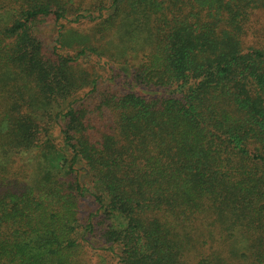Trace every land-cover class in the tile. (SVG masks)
<instances>
[{
    "label": "trees",
    "instance_id": "obj_1",
    "mask_svg": "<svg viewBox=\"0 0 264 264\" xmlns=\"http://www.w3.org/2000/svg\"><path fill=\"white\" fill-rule=\"evenodd\" d=\"M261 11L0 0V264H264Z\"/></svg>",
    "mask_w": 264,
    "mask_h": 264
},
{
    "label": "rangeland",
    "instance_id": "obj_2",
    "mask_svg": "<svg viewBox=\"0 0 264 264\" xmlns=\"http://www.w3.org/2000/svg\"><path fill=\"white\" fill-rule=\"evenodd\" d=\"M107 6V5H106ZM105 11V10H104ZM262 13H264L263 11H261ZM256 14H258V13H256ZM96 15V13H93V16H95ZM259 17V20L260 21H264V14L263 15H260V16H258ZM88 207H89V203H87V204H85V206H84V208L87 210L88 209ZM104 262V261H103ZM102 262V263H103ZM100 263V262H99ZM108 264H114V261H111L110 260V262H108Z\"/></svg>",
    "mask_w": 264,
    "mask_h": 264
}]
</instances>
